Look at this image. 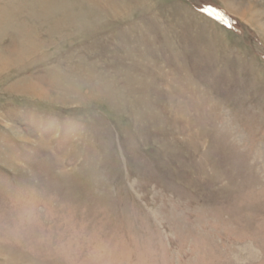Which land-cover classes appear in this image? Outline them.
Masks as SVG:
<instances>
[{"label": "rangeland", "instance_id": "rangeland-1", "mask_svg": "<svg viewBox=\"0 0 264 264\" xmlns=\"http://www.w3.org/2000/svg\"><path fill=\"white\" fill-rule=\"evenodd\" d=\"M0 264H264V0H0Z\"/></svg>", "mask_w": 264, "mask_h": 264}, {"label": "bare ground", "instance_id": "bare-ground-1", "mask_svg": "<svg viewBox=\"0 0 264 264\" xmlns=\"http://www.w3.org/2000/svg\"><path fill=\"white\" fill-rule=\"evenodd\" d=\"M249 252V251H248Z\"/></svg>", "mask_w": 264, "mask_h": 264}]
</instances>
